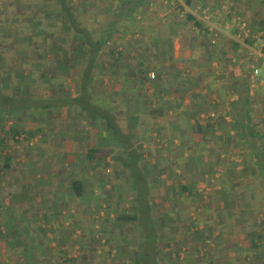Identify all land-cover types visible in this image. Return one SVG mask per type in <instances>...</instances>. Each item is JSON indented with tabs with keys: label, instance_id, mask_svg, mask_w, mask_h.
Masks as SVG:
<instances>
[{
	"label": "crops",
	"instance_id": "1",
	"mask_svg": "<svg viewBox=\"0 0 264 264\" xmlns=\"http://www.w3.org/2000/svg\"><path fill=\"white\" fill-rule=\"evenodd\" d=\"M67 1L73 26L57 0H0V264L128 253L135 221L100 211L115 187L124 214L147 193L155 264H264V0ZM88 102L133 130L143 180Z\"/></svg>",
	"mask_w": 264,
	"mask_h": 264
},
{
	"label": "trees",
	"instance_id": "2",
	"mask_svg": "<svg viewBox=\"0 0 264 264\" xmlns=\"http://www.w3.org/2000/svg\"><path fill=\"white\" fill-rule=\"evenodd\" d=\"M60 3V9L63 11L65 18V22L69 26H73L75 23V18L72 16L70 12L69 6L70 3L67 0H57ZM103 35V34H102ZM103 43L102 37H99L97 41L88 43L87 46L89 47V54L88 58H94L97 54V51L100 49ZM99 52V51H98ZM82 91L86 86L85 80H83ZM83 94V93H81ZM81 98L79 99V101ZM87 111V119L88 121L96 127V121L100 119L103 121L101 126L103 130H105L108 135L104 137L102 140L99 141V145H106L109 142H112L111 146L118 147L119 149H125L126 155L125 157H117L115 159H121V165L128 169L129 177L133 182V185L138 182V179L145 178L138 170L134 169L132 166V161H136L135 157V150L134 143L132 142V138L135 136L132 129H129L126 134L118 133V128L116 125V114L112 108L104 109L101 112V108L99 105L94 103H89L85 106ZM131 120L135 121L134 116L131 114L128 115ZM135 123H133L134 125ZM124 151V150H123ZM116 157V155H115ZM114 159V157H113ZM141 177V178H140ZM71 188L76 195H80L82 192L80 190L81 182L79 180H71L70 182ZM146 192L142 191L143 198L135 203L133 202V209L130 211L129 214H123L120 216V219H125L128 221H135L137 231L141 233L138 240H133L131 246V250L128 253L122 255H115V259L122 260L123 264H155V258L150 256L148 253L147 247L149 243L155 245V227L152 225L151 219V205L149 204L148 198L146 196ZM135 215V216H134ZM137 217V218H135ZM139 223V224H138ZM152 237V239H151ZM119 249V248H117ZM151 257V258H150ZM117 259V260H118ZM117 260H109V264H114ZM80 264L86 263L85 255H82L81 258H78ZM105 264V263H100Z\"/></svg>",
	"mask_w": 264,
	"mask_h": 264
},
{
	"label": "rangeland",
	"instance_id": "3",
	"mask_svg": "<svg viewBox=\"0 0 264 264\" xmlns=\"http://www.w3.org/2000/svg\"><path fill=\"white\" fill-rule=\"evenodd\" d=\"M250 51V50H249ZM249 51H248V55H251L250 53H249ZM253 55V57H255V58H258L256 55H254V54H256V53H252ZM247 55V56H248ZM0 98H2V96L0 95ZM2 101V100H1ZM102 170H104V169H102ZM109 174V173H108ZM111 176H112V174H111ZM118 188L119 187H115L112 191H110L109 192V194H108V196H107V200L106 201H109L108 203H109V205L110 206H107V207H105V210L103 211V210H100L102 213H104L105 215H107V214H112V216H114V217H116V215H118V214H124V212H127V211H129V206L128 205H126V203H127V199H126V197L125 196H122L121 198H119V200H118V198H117V194H118ZM204 192V191H203ZM100 220V219H99ZM104 228V227H103ZM103 233H105L104 231L102 232L101 230L100 231H98L97 232V239L94 241V240H92L93 242H92V245H93V248H94V250H96L95 248L96 247H100V248H103L102 250L104 251V244H105V234L103 235ZM91 234H93V233H91ZM139 239V238H138ZM104 240V241H103ZM117 240V239H116ZM115 240V241H116ZM135 240H137V239H135ZM91 243V242H90ZM123 243V242H122ZM115 244V243H114ZM113 245V244H112ZM114 247V246H113ZM112 247V248H113ZM112 248H110V249H112ZM108 254H109V252H108ZM108 254H107V256H108ZM112 254H114V251L112 250V253H111V255H109V258L111 259V260H117V259H115V256L113 255L112 256ZM102 255H104V253L103 254H101V255H99V256H97V255H94V257H96V259H101V258H103V256ZM104 256H106V255H104ZM90 257V256H89ZM91 258V257H90ZM93 258V257H92ZM94 259V258H93ZM95 261V260H94ZM94 261H92V262H94ZM162 261H163V259H162ZM116 262V261H115ZM160 264H163V262H161Z\"/></svg>",
	"mask_w": 264,
	"mask_h": 264
},
{
	"label": "built area",
	"instance_id": "4",
	"mask_svg": "<svg viewBox=\"0 0 264 264\" xmlns=\"http://www.w3.org/2000/svg\"><path fill=\"white\" fill-rule=\"evenodd\" d=\"M264 33V32H263ZM253 53H256L255 55L258 58H263L264 59V34L261 35V37L257 38L256 40V46H253L250 48ZM251 71L253 74H264V61L260 66L253 65L251 66ZM149 78L153 79L155 77V72L154 71H149L148 72ZM109 170H105V173H108Z\"/></svg>",
	"mask_w": 264,
	"mask_h": 264
}]
</instances>
